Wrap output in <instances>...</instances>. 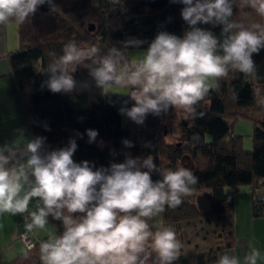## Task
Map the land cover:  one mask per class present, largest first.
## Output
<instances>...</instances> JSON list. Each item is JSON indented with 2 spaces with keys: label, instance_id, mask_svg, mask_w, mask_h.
Segmentation results:
<instances>
[{
  "label": "clouds",
  "instance_id": "obj_1",
  "mask_svg": "<svg viewBox=\"0 0 264 264\" xmlns=\"http://www.w3.org/2000/svg\"><path fill=\"white\" fill-rule=\"evenodd\" d=\"M171 2L184 6L181 17L188 28L182 36L159 31L150 42L132 37L106 52L98 44L84 48L69 41L58 57L49 53L53 61L42 88L52 93L87 89L88 83L78 85L73 75L79 65H86L103 94L113 88L129 90L134 104L119 111L137 125L144 124L149 114L160 116L173 108L194 118L202 116L195 106L210 91V80L227 77L229 71L254 76L253 56L264 50V24L246 26L233 20L234 0ZM45 4L50 12L57 11L54 0H0V25L29 22ZM240 4L264 18V0H240ZM201 25L219 26L220 35ZM145 43L148 46L138 59L128 58L129 49ZM15 132L21 144L0 145V214L23 215L35 201V210L26 217L28 232L44 229L49 217L62 222L61 234L40 242L41 264H147L149 245L159 264L178 259L183 245L175 230L163 227L153 232L148 221L193 193L199 181L191 169L160 170L151 155L125 153L123 162L94 170L89 161L73 160L78 147L74 138L49 150L45 137L29 139L23 129ZM86 134L88 143L96 141V130L87 129ZM192 139L198 141L199 134ZM123 144L134 146L128 140ZM154 172L161 178L154 181ZM260 259V251L250 246L243 264H257ZM216 264H241V260L225 252Z\"/></svg>",
  "mask_w": 264,
  "mask_h": 264
},
{
  "label": "trees",
  "instance_id": "obj_2",
  "mask_svg": "<svg viewBox=\"0 0 264 264\" xmlns=\"http://www.w3.org/2000/svg\"><path fill=\"white\" fill-rule=\"evenodd\" d=\"M54 2L57 11L50 12L45 4L29 22L17 24L19 47L6 55L32 137H45V147L49 150L66 146L70 138L76 139L78 147L73 160L89 161L94 170L107 168L112 162H123L125 153L133 157L151 155L158 169L176 170L184 158V150L180 144L165 143L160 129L162 118L175 108L160 116L149 114L144 124L137 125L119 111L122 106L131 107L134 101L127 95L103 94L89 76L86 65H79L73 74L78 85L88 83L85 90L52 93L42 88V84L48 79L47 68L53 61L49 53L54 52L58 57L69 41L84 48L98 44L106 52L132 37L150 42L159 31L182 36L188 28L181 17L184 6L171 0H119L113 11L105 0L97 6L91 0ZM87 18L96 22L85 25ZM232 19L246 26L264 24V18L241 6L240 0H234ZM201 27L220 35L219 26ZM147 46L145 43L140 49ZM253 59L254 76L229 71L227 77L216 81L195 106L202 116L194 118L185 111L182 113L186 116L183 138L192 156L189 169L199 181L193 186L194 191H210L211 208L201 213L192 203L182 202L175 208L166 206L160 214L162 228H173L183 245L173 264H209L216 260L220 248L231 245L237 187H250L252 215L264 217V104L260 103L264 101V50ZM238 118L253 124L251 151H245L240 136L232 134V124ZM87 129L98 132L95 142L88 143ZM77 133L83 134V138ZM194 134H199L198 141L192 139ZM207 135L210 141H206ZM124 140L134 146L125 147ZM152 178L155 181L161 177L154 172ZM227 189L231 191L226 192ZM49 220L55 235L61 234L62 222L51 217ZM41 241L35 242L30 251L26 249L27 257L23 252L8 264H41Z\"/></svg>",
  "mask_w": 264,
  "mask_h": 264
},
{
  "label": "crops",
  "instance_id": "obj_3",
  "mask_svg": "<svg viewBox=\"0 0 264 264\" xmlns=\"http://www.w3.org/2000/svg\"><path fill=\"white\" fill-rule=\"evenodd\" d=\"M17 35V23L0 25V145L16 146L21 144L22 141L17 138L16 129H23L27 138H33L25 116L23 103L6 60L7 53L15 51L18 47ZM228 122L231 123V121ZM192 196L191 198L187 196L182 199V202H189L194 205L195 202L192 200ZM195 208L198 210L196 206ZM34 210L35 201L29 205L28 213ZM28 213L23 215L0 214V264L10 263L28 249L21 239V234L27 231L25 218ZM232 232L233 241L231 245L220 248L216 254V260L209 264H216L219 256L225 252L236 256L243 264V257L249 251L250 246L255 247L261 253L262 259L258 260L257 264H264V217H254L252 215L251 203L248 211L242 218H239L234 199ZM49 235H55L50 220L44 229H34L32 232H28L29 239L34 243L48 239ZM150 262L151 260L147 261V264H150Z\"/></svg>",
  "mask_w": 264,
  "mask_h": 264
},
{
  "label": "rangeland",
  "instance_id": "obj_4",
  "mask_svg": "<svg viewBox=\"0 0 264 264\" xmlns=\"http://www.w3.org/2000/svg\"><path fill=\"white\" fill-rule=\"evenodd\" d=\"M101 0H91V4L97 6ZM96 20L87 18L84 22L85 25H89L91 23H95ZM14 23V22H11ZM17 34V33H16ZM17 46L19 47V37L17 35ZM17 47V48H18ZM145 49H129L127 52V56L129 59H138L142 52ZM210 84H213L214 87L216 85L215 80H210ZM128 89L122 88H113L109 90V95L112 94H119V95H127ZM107 94V95H108ZM184 111L179 108H175V111L164 116L161 120V132L163 133V141L165 143H169L172 146H176L178 144L182 145L184 150V158L178 162L176 167L179 168L181 166L190 168L192 165V156L191 152L186 148L185 141H184V134H185V127H186V116ZM232 134L233 136H240V142L245 151H251L253 148L252 144V131H253V124L250 120L244 118H238L233 122L232 125ZM206 141H210V136H206ZM165 165L167 163L164 160ZM169 169V168H165ZM164 169V170H165ZM231 190L227 189L226 192H230ZM210 191L208 190H200L194 191L191 195H188L189 198L192 196V200L195 202L194 205L198 208L201 212H206L210 210ZM187 196L182 197V199L186 198ZM235 205L237 210V215L239 218H242L243 215L248 211L250 208L251 197H250V187L248 185H242L236 188V192L234 195ZM150 225L151 231L155 232L158 229H162L163 221L161 220L160 214L153 219L148 221ZM53 231V230H52ZM147 253H150V257L148 259L151 260L150 264H159L158 258L154 252L151 251L150 245L147 246ZM146 253V254H147Z\"/></svg>",
  "mask_w": 264,
  "mask_h": 264
},
{
  "label": "built area",
  "instance_id": "obj_5",
  "mask_svg": "<svg viewBox=\"0 0 264 264\" xmlns=\"http://www.w3.org/2000/svg\"><path fill=\"white\" fill-rule=\"evenodd\" d=\"M105 2L113 11H116L117 5L119 4V0H105ZM21 239L25 242L28 249L34 246V242L29 239L28 231H25L21 234Z\"/></svg>",
  "mask_w": 264,
  "mask_h": 264
}]
</instances>
